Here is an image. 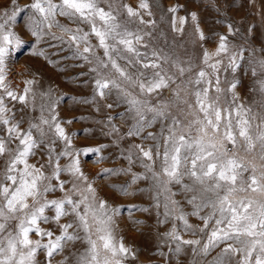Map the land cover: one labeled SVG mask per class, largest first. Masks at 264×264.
Segmentation results:
<instances>
[{
	"label": "snow or ice",
	"instance_id": "1",
	"mask_svg": "<svg viewBox=\"0 0 264 264\" xmlns=\"http://www.w3.org/2000/svg\"><path fill=\"white\" fill-rule=\"evenodd\" d=\"M230 7L208 0L225 29L210 34L198 12L181 15L184 5L158 0H9L0 8V264H137L120 230L125 209L130 218L154 213L162 264H264V11L242 30ZM181 38L191 53L177 54ZM45 44L66 46L87 69L80 87L91 96L74 103L124 107L98 121L111 145L77 147L66 127L75 118L61 116L56 89L35 72L16 81L25 45L58 63ZM243 78L258 108L242 98ZM126 116L132 123L122 130L115 121ZM110 146L115 159L103 155ZM89 154L98 172L85 170ZM110 159L126 164L102 167ZM120 176L130 179L109 185L113 192L147 196V205L102 195L101 182Z\"/></svg>",
	"mask_w": 264,
	"mask_h": 264
},
{
	"label": "rangeland",
	"instance_id": "2",
	"mask_svg": "<svg viewBox=\"0 0 264 264\" xmlns=\"http://www.w3.org/2000/svg\"><path fill=\"white\" fill-rule=\"evenodd\" d=\"M30 2L31 0H19L21 6L29 4ZM127 2L135 3V0H127ZM158 2H161L165 7L176 3L184 5L185 8L181 9V15L185 14V9L187 11L198 12L201 26L208 34L225 31V29L216 22L217 19L222 18H218L215 12L207 8L208 0H158ZM8 3L9 0H0V8ZM227 3L232 5V7L228 9V17L234 23H237L242 30L246 27L247 22H254L259 25L260 16L257 15V13L264 11V0H256L254 6L249 5V0H227ZM241 21H245L246 23H239ZM23 23L24 18L22 16L18 19V25L22 26ZM160 27L167 34L168 42L171 43L172 34L168 30L167 25H161ZM181 39L183 40V46L176 49L177 54L184 55L186 50L187 53H191L193 50L192 44L184 38ZM52 43L55 44L57 42L53 41ZM161 43H164L163 37H161ZM41 47L47 48V54L52 60L58 61V63L56 65H51L41 57L32 56L31 46L25 45L24 48L16 54V60L18 63L15 64L12 73L16 78V81L19 83L23 78L20 75L21 73H23L24 76H30L35 72L39 74L38 78L41 79V86L43 88H47L50 85L56 89L57 94L63 97L60 105L61 116L65 119L75 118L74 122L70 125H66V127L71 133L76 134L74 136V144L77 147H96L101 144L111 145V138L105 135L107 129L104 127L103 123H98V121H105L108 115L115 116L118 113H123L125 111L124 107H114L113 109L102 107L101 111L97 112L92 105L74 103L72 97L79 99L81 97L91 96L90 88L80 87L82 81L87 79V77H82L80 74L87 71V69L76 66L81 62L71 59L72 52L64 45H61L60 47H48L45 44L41 45ZM196 50L199 51L198 47ZM78 77L79 79H77ZM250 83L251 82L248 78H243V86L239 91L245 103L253 104L255 109L259 106L260 97L258 93L249 91ZM165 95H168V93H165ZM114 98L115 97H112L111 99ZM115 123L121 126L122 130H126L127 126L132 123V120L130 116H126L124 121L117 119ZM158 127L159 125L152 130H157ZM85 130H87V133ZM149 143L151 142L149 141ZM117 152V149L110 146L104 151L103 155L109 156V154L112 153L113 159H115V154ZM82 159L86 162V171L90 173L99 171V167L101 166H97L92 162L95 159L93 154L82 157ZM122 164H126V162H121L119 159H116L115 163H113L110 159L107 163L102 165V167H121ZM134 171H143V169L136 167ZM128 179H130V177L120 176L113 177L111 180L102 181V195L108 196L118 204L127 205L135 203L147 205V196L136 198L123 197L118 193H114L109 187V185L113 183L121 184ZM140 186H145L144 182H140ZM130 219L143 220L147 226H134L130 223ZM190 219L193 223H199L195 218ZM119 223L121 234L125 237V243L133 246L134 249L137 250V264H158V262L162 264L161 258L154 255L157 245V229L155 226L154 213L149 217L148 213L134 211V215L130 218L127 209H125ZM166 227H170V225L161 227L159 231H165ZM164 251L167 252V249L165 248ZM218 251L219 249L211 253L207 259L210 261ZM181 259L183 261H190L192 258L189 253L188 255L182 256Z\"/></svg>",
	"mask_w": 264,
	"mask_h": 264
}]
</instances>
